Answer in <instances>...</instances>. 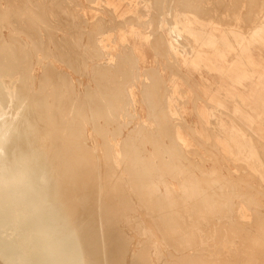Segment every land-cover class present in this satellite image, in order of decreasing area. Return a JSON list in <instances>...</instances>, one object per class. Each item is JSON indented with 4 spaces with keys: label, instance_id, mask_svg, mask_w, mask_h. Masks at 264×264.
Returning <instances> with one entry per match:
<instances>
[{
    "label": "bare ground",
    "instance_id": "obj_1",
    "mask_svg": "<svg viewBox=\"0 0 264 264\" xmlns=\"http://www.w3.org/2000/svg\"><path fill=\"white\" fill-rule=\"evenodd\" d=\"M178 1L175 8L187 9L185 1L183 6ZM105 2L109 7L104 11L115 18L128 12L120 0ZM67 4L0 0V258L8 264H264V214L255 207L263 205L259 195L264 197L260 183L264 182V55L253 52L257 40L264 47L260 34L264 19L257 21L251 37L237 32L228 39L227 33L222 34L226 49L214 48L218 67L201 46L194 52L187 47L185 53L163 31L150 40L155 54L178 52V56L171 53L173 60L166 66H173L182 79L189 81L182 65L196 68L204 63L225 80L216 90L199 89L206 97L204 105L197 104L203 97L195 91L193 109L208 140L198 145L213 162L207 167V158L203 156L201 163L192 157L203 155L191 141L202 137L201 129L183 122L191 132L186 134L174 127V117L179 116L169 110L173 95L168 99L166 95L179 91L175 84L165 86L162 73L149 68L143 72L141 90L135 91L130 85L139 82V62L145 61L146 53L125 38L116 56L107 53L101 42V48L89 49L102 34L95 37L89 32L86 13L76 10L77 17ZM57 17L71 31L68 37L56 36L65 29ZM138 18L136 12L128 15L131 22ZM170 24L171 36H182V44L189 45L186 39L192 42L191 35H203L189 22ZM85 34L88 45L82 39ZM233 46L239 52L229 61ZM82 51L89 52L90 60L111 61L90 67L94 85L75 80L58 65L65 63L79 74L74 59L86 55ZM5 76L10 78L7 83L2 80ZM136 108L145 110L147 118ZM221 157H233L242 172L225 175ZM251 225L254 231L248 228Z\"/></svg>",
    "mask_w": 264,
    "mask_h": 264
},
{
    "label": "rangeland",
    "instance_id": "obj_2",
    "mask_svg": "<svg viewBox=\"0 0 264 264\" xmlns=\"http://www.w3.org/2000/svg\"><path fill=\"white\" fill-rule=\"evenodd\" d=\"M35 1V0H34ZM43 1V0H42ZM60 1V2H59ZM55 0V2L57 3H60V4H63V5H65L66 6V4L67 5H69V7H70V9H71V7H72V9H75V11L77 10L78 11V13L81 11V13H86V18H87V20H88V22L89 23H86V24H90L89 25V28L88 27H86L85 26V28H87L88 29V31L89 32H92L93 34L95 33V37H96V35H98L99 33H101L102 35L100 36V34H99V36L98 37H96L95 39H96V42H97V40L98 39H100V37H101V39L100 40H98V43H92V46L91 47H89V49H96V47L97 48H101V46H103L102 48L103 49H106V51H107V53H110V54H113V56H116V54H118V53H120V52H122V38H125L126 39V41L127 42H129L130 44H132V45H134L136 48H138V49H140V51L141 50H143L146 54V59H145V61L144 62H139V64H140V69H141V71H140V74H139V79L140 80H138L139 82H137L136 83V85H133V84H131L130 85V87L131 88H133L135 91H140L141 90V85H142V77L144 76V70L145 69H149V68H156L157 70H159L161 73H162V76H163V78L165 79V86H167V87H169V86H171V85H173V84H175V86L177 87V89L179 90L177 93H175V94H172V93H168L166 96H167V99H168V97H169V94H171V95H173L175 98H173V96L171 97V99H168L169 100V102H170V105H171V107H170V112L173 114V116H177V114H178V116L179 117H174V122L176 123V126H174V127H176L175 129H177V130H179L180 132H183V133H186V134H191V132H190V130H189V128H187V126H184V125H190V126H195V127H198V128H200L201 129V135H202V137L201 138H198L197 137V141H195L193 138H191V141H192V146L193 147H196L198 150H199V152L201 153V154H203L202 156H198V155H194V156H192L195 160H197L198 162H199V160H200V162L203 160V162H204V158H203V156L205 157V159L207 158L208 160L205 162V165L207 166V167H211L212 165H213V162H212V157H211V155L210 154H208L207 152H206V149L205 148H203V147H200L199 145H198V142L200 143H203V139L206 141V142H208V140L206 139L207 138V136H206V132H204V130H202V127H201V125H200V120H199V117H198V115H197V112H196V109H195V107H194V109H193V106H194V104H195V102H194V98H195V95H196V92H197V94H199L201 97H203L202 99H200L199 101H198V105H204L205 104V101H206V97H205V94L204 95H202L201 93H200V90L202 91V90H205V88L206 89H211V90H216V88H217V86L219 87V84H220V82H222V81H224V84H225V80L223 79V77L222 76H220L218 73H217V70H215V69H208L205 65H204V63H202V64H199V65H197L196 66V68L195 67H193L191 64H184V65H182L181 67H180V69L182 70V72L183 73H185L188 77H189V81H186V80H184V79H182V77H181V75H175V72H174V70H173V66H172V69L170 68V67H167L166 66V64L168 65V60L169 61H172L173 60V55H179L178 54V52L177 51H170L165 57H164V54H161V53H159V52H156V54H155V48H154V45H153V43L152 42H154V39L156 38V36H157V34L159 33V31H163L164 32V34H165V36L168 38V40L169 41H171L177 48H180V49H182L183 51H185V53H187V47H189V48H191L192 49V51L194 52L198 47H202L204 50H205V52L206 53H204V55H206V57H209V58H211L212 59V62H211V64H213V65H216V67H218L219 66V63H220V61H219V59H218V57H216V54H217V52L215 51V47L216 46H219L220 48H222V49H226L225 48V46L222 44V36H224V35H222V34H228L229 35V38L228 39H233L232 38V34H235V33H237V32H240V33H243L244 35H246V36H250L251 37V35L253 34V31H254V28L256 27V25L258 26V24L264 19V0H200V1H198V0H177L178 2H181L182 3V6H183V4L185 3V7H187V9H189L190 11H192V12H189V11H187V9L186 8H184V10H179L178 8H175L174 6L176 5V0H120V3H121V5L123 6V8H126L127 10H128V12H126L124 15H118V17L117 18H115L113 15H111V13H108V12H106V11H104L106 8V6L107 7H109L108 6V4L105 2V0H95L94 1V3L92 2V1H88V0H79L80 2H82V4L84 5L83 7H81L78 3H79V1H77V0ZM61 1H62V3H61ZM70 1H73L74 2V4H76V7H77V9L75 8V6H74V4H73V2H70ZM77 1V2H76ZM88 3H87V2ZM152 1V2H151ZM174 1V2H173ZM185 1V2H184ZM189 1V2H188ZM194 1H196V3L194 2ZM232 1V2H231ZM76 2V3H75ZM83 2H85V3H83ZM91 4H90V3ZM127 2V3H126ZM129 2V3H128ZM161 2V3H160ZM163 2V3H162ZM184 2V3H183ZM242 2V3H241ZM250 2V3H249ZM161 4V6H162V9L160 8L161 6H160V4ZM172 3H173V5H172ZM199 3V4H198ZM215 3V4H214ZM34 5H37V4H35V3H33ZM71 4H73V5H71ZM93 4V5H92ZM150 4H152V5H150ZM167 4V5H166ZM191 4V5H190ZM204 4V5H203ZM232 4H233V6H232ZM251 4V5H250ZM87 5V6H86ZM93 7H92V6ZM170 5H171V7H170ZM262 5V6H261ZM78 6H80V7H78ZM96 6V7H95ZM101 6V7H100ZM105 6V7H104ZM189 6V7H188ZM203 6V7H202ZM206 6H208V7H205ZM214 6V7H213ZM232 6V7H231ZM237 6H238V9H237ZM67 7V6H66ZM95 7V8H94ZM104 7V8H103ZM154 9H153V8ZM168 7V8H167ZM170 7V8H169ZM192 7H194V8H192ZM215 7H218V8H215ZM222 7H224L226 10H224V8H222ZM240 7H242V8H240ZM253 7H255V8H253ZM257 7V8H256ZM260 7V8H259ZM79 8H81L80 10H78ZM87 8V9H86ZM97 8V9H96ZM101 8H103V10H100ZM141 9L142 8V10H141V12L139 11H137V9ZM175 8V9H174ZM195 8H196V10H195ZM232 8H233V10H232ZM235 8V9H234ZM252 8V9H251ZM259 8V9H258ZM263 8V9H262ZM144 9H146V10H144ZM149 9V10H148ZM151 9H153V10H151ZM160 9V10H159ZM169 9H171V12L170 11H168ZM202 9V10H201ZM205 9H207L206 11H205ZM211 9V10H210ZM213 9V10H212ZM229 9V10H228ZM246 9V10H245ZM69 10V9H68ZM97 10H99V11H97ZM162 10V11H161ZM217 10V11H216ZM239 12H238V11ZM259 10V11H258ZM261 10V11H260ZM77 11H76V16L77 17H79V15L77 14ZM145 11V12H144ZM148 11V12H147ZM154 11H157V12H154ZM161 11V12H160ZM197 11V12H196ZM201 11V12H200ZM212 11V12H211ZM246 11V12H245ZM251 11H253V12H251ZM28 12V11H27ZM131 12H136V13H138L139 14V18L137 19V20H135V21H133V22H131V21H129V19H128V15L131 13ZM151 14H150V13ZM160 12V13H159ZM163 12V13H162ZM182 12V13H181ZM197 14H195V13ZM204 14H203V13ZM209 12V13H208ZM214 12V13H213ZM222 12V13H221ZM234 12V13H233ZM242 12H244V13H242ZM255 12H258L257 14L255 13ZM46 13H47V15H48V12L46 11ZM142 13V14H141ZM157 13H159V15L157 14ZM28 14H30V13H28ZM51 15H52V13H50ZM100 14H101V16H100ZM147 14H150L149 16H150V19L148 20V18H149V16L147 15ZM171 14V15H170ZM212 14V15H211ZM217 14L219 15V19H217L218 18V16H217ZM221 14V15H220ZM234 14H236V15H234ZM243 14V15H242ZM247 16H246V15ZM97 15H99V16H97ZM104 16V18H103V16ZM111 15V16H110ZM145 15V16H144ZM154 15H156V16H154ZM208 15V16H207ZM215 16V18H214V20H212V17H209V16ZM234 15V16H233ZM245 15V16H244ZM254 15H256V17L254 16ZM54 16V15H53ZM113 16V17H112ZM125 16H127V17H125ZM172 18H171V17ZM199 16V17H198ZM204 16V17H203ZM222 16V17H221ZM236 16V18L233 20V18ZM241 16H243V18L241 17ZM251 16V17H250ZM109 17V18H108ZM113 19H112V18ZM158 17H160V18H158ZM166 17H167V19H166ZM171 19H170V18ZM206 17V20L205 19H203V18H205ZM207 17H208V19L209 20H207ZM233 17V18H232ZM241 17V18H240ZM253 17H255V18H253ZM258 17V18H257ZM12 18H14V17H12ZM55 18V17H54ZM103 20H102V19ZM120 18V19H119ZM154 18V19H153ZM168 18H169V20H168ZM202 18V19H201ZM225 18H226V20H225ZM246 18V19H245ZM95 19V20H94ZM99 19H101L105 24H102V21L101 20H99ZM146 19L148 20V21H146ZM157 19V20H156ZM159 19V20H158ZM224 19V20H223ZM243 19H245V20H243ZM251 19H252V21H253V23L251 22ZM262 19V20H261ZM13 21H14V23H16L17 21L19 22V20H16L15 18L14 19H12ZM90 20V21H89ZM113 20V21H112ZM123 22H122V21ZM142 20H143V22H142ZM151 20V21H150ZM171 20V21H170ZM216 20V21H215ZM56 21L58 22V23H60L59 24V26H61L62 27V25H61V21H58V17H57V19H56ZM110 21V22H109ZM118 21H120V22H122V23H119ZM218 21H220V22H218ZM226 21V22H225ZM231 21V22H230ZM232 21H234V22H232ZM259 23H258V22ZM112 22V23H111ZM116 22V23H115ZM136 22V23H135ZM139 22V23H138ZM146 22H148V23H150V24H148V23H146ZM151 22H152V24H151ZM157 22V23H156ZM170 22L171 23H173V24H170ZM187 23V22H189L190 23V25H191V28H192V30L193 31H199L200 33H202L203 35H201V36H199V35H191V38L193 39V41L191 42H189L187 39H186V42H188V44L189 45H185V44H182L181 42H180V39L182 38V36H177L175 33H173V36H171V34H170V29H169V24L171 25V26H175L176 27V25H182L181 23ZM213 22V23H212ZM217 22V23H216ZM221 22H222V24H221ZM223 22H225L226 24H228L227 26H226V24L225 23H223ZM228 22V23H227ZM93 23V24H92ZM99 23H101V24H99L100 25V27H99V25L98 24ZM115 23V24H114ZM119 23V24H118ZM239 23L241 24V25H239ZM251 23V24H250ZM86 24H84V25H86ZM111 24H113V25H111ZM118 24V25H117ZM141 26H140V25ZM145 24V25H144ZM146 24H147V26H146ZM249 24V25H248ZM91 25H93V26H91ZM95 25V26H94ZM116 26V29L114 28L115 26ZM120 25V26H119ZM144 25V26H143ZM230 25V26H229ZM237 25H239V26H237ZM246 25V26H245ZM248 25V26H247ZM252 25V26H251ZM109 26V27H108ZM113 26V27H112ZM125 26V27H124ZM158 26V32H157V30H156V27ZM251 26V27H250ZM65 29H62V30H60V32H58L57 33V30H56V33H57V37L58 38H62V36L64 35L65 37L67 36H69V33L71 32V31H68V29L66 28V26H63ZM62 27V28H63ZM95 27H97V28H95ZM242 27H244L243 29H242ZM247 28V30H246V28ZM94 28H95V30H94ZM109 28H110V30H109ZM113 28V29H112ZM151 28V29H150ZM44 29V28H43ZM42 29V33H43V37L46 35V36H48L46 33L44 34V32H45V29L43 30ZM106 29H107V31H106ZM112 29V30H111ZM120 29V30H119ZM142 29V30H141ZM151 31H150V30ZM155 29V30H154ZM65 30V31H64ZM234 30H235V32H234ZM245 32H244V31ZM62 31V32H61ZM66 31H68L67 33H66ZM179 32H183V33H185V32H189V30H186V29H179L178 30ZM264 30H262L261 32H260V34H261V36H264V32H263ZM3 32L5 33V36H7L8 37V31H7V29H4L3 30ZM27 32H29V29L27 28ZM99 32V33H98ZM151 33V34H150ZM156 33V34H155ZM154 34V35H153ZM175 35V36H174ZM46 36L44 37V39L46 38ZM63 36V37H64ZM85 36H87V34H85V35H83V37H82V39H83V41L85 40V43H87V45L90 43L89 42V37L87 38V37H85ZM154 36V37H153ZM24 38H27V37H24ZM151 38L153 39V40H151ZM174 38H177V39H179V41H176ZM187 38V37H186ZM114 39V40H113ZM113 40V41H112ZM152 42H151V41ZM215 41V42H211V44H213V45H211L210 44V42L209 41ZM45 41V40H44ZM88 41V42H87ZM203 41H205L204 43H203ZM254 41V40H253ZM101 42V43H100ZM101 44V46L99 47V45ZM106 43H107V45H106ZM96 44V45H95ZM153 45V48H152V45ZM257 44V45H256ZM33 48H35V46H33ZM110 51V52H109ZM87 52V53H86ZM86 52H84V51H82V53H84V54H86V55H82V54H80V55H82L81 56V61H80V59H79V57H80V55H75V66H77V68L79 69V74H78V72H75V71H73V69L72 68H68V66L65 64V63H63V64H59L58 63V65L61 67V68H63V69H67L68 71H70L71 72V74H72V76L75 78V80L76 79H79L80 78V80H81V83H83L84 85L86 84V83H89V81L91 82L90 84H93L94 85V83H92V81H91V77H92V71H91V66L94 64V63H97L98 61H99V63H102V61L103 62H105V61H107V63L108 62H111L110 60H107V58L104 60V58H96V60L94 59V60H90L89 59V56L87 55V54H89V52L88 51H86ZM239 52V50L237 49V46H233V50L231 51V53H230V55L228 56V59H229V61H231L233 58H235V55L237 54ZM253 52L258 56V54L259 53H262L263 55H264V47H263V45H260V43H259V41L257 40V43L256 42H253ZM81 53V52H80ZM173 55H172V54ZM40 55V53L38 52V53H36V54H34V55ZM75 54V53H74ZM95 54L97 55V56H99L100 54L98 53V52H95ZM158 54V55H157ZM90 55V54H89ZM190 55V54H189ZM189 55H187V57L188 58H190L189 57ZM76 56H77V58H76ZM88 56V57H87ZM157 56V57H156ZM84 58V59H83ZM158 58V59H157ZM167 58V59H166ZM76 59L78 60V61H76ZM90 61H89V60ZM82 60H84L83 62H84V64L82 63ZM85 60H86V62H85ZM44 61H46V59H44ZM158 62H159V65H157L158 64ZM163 62V63H162ZM77 63V64H76ZM80 63H82L81 65H79ZM86 63H88V64H86ZM173 63V62H172ZM74 64V63H73ZM163 64H164V66H166V67H164V68H162L163 67ZM78 65H79V67H78ZM83 65V66H82ZM85 65V66H84ZM87 65V66H86ZM128 64L127 63H125L124 64V66L126 67ZM172 65V64H171ZM159 66V67H158ZM206 67V68H205ZM38 69L37 70H39V67H37ZM83 68H84V70H83ZM88 69V70H87ZM83 70V71H82ZM143 70V71H142ZM173 70V71H172ZM86 71V72H85ZM87 71L89 72V74L87 73ZM82 73H83V75H82ZM131 73H133V72H131ZM171 73V74H170ZM85 74H87V76L85 75ZM193 76H192V75ZM122 76H120L119 78H121ZM171 77V78H170ZM123 78V77H122ZM144 78V77H143ZM142 79V80H141ZM172 79V80H171ZM173 79H174V81H173ZM191 79H193V80H191ZM2 80L3 81H5L6 83L7 82H9V80H10V78L7 76H5L4 78H2ZM207 80L208 82H206L205 83V81ZM218 80V81H217ZM193 81V82H192ZM195 81V82H194ZM190 84H189V83ZM226 82H228V81H226ZM141 83V84H140ZM195 83V84H194ZM208 84H210V85H208ZM250 84V82H246L245 83V85L246 86H248ZM192 86V88H191V86ZM197 85V86H196ZM198 86H199V88H198ZM82 88L84 87V86H81ZM137 87V88H136ZM197 87V88H196ZM205 87V88H204ZM181 88V89H180ZM183 88V89H182ZM194 89V90H193ZM200 89V90H199ZM186 90V91H185ZM185 91V92H184ZM194 91V92H193ZM196 91V92H195ZM181 93V94H180ZM187 96H186V95ZM177 97H176V96ZM180 97V98H179ZM179 98V99H178ZM193 98V99H192ZM183 99V100H182ZM184 99H187V100H184ZM182 101V102H181ZM123 102V101H122ZM168 102V103H169ZM181 104H180V103ZM182 103H184V104H182ZM194 103V104H193ZM174 104H176V106L174 105ZM179 105H181V106H179ZM178 107H179V109H178ZM176 108H177V110H178V112L179 113H177V110H176ZM128 110H130L131 111V108H127V111ZM134 110V109H133ZM137 110V111H136ZM136 112L137 113H139L143 118H147V113H146V111L144 110V111H142L141 109H137L136 108ZM124 112H125V110H124ZM175 112V113H174ZM193 113V114H192ZM182 115V117L183 118H185V119H183V118H181V115ZM121 116V115H120ZM214 116V115H213ZM122 117V116H121ZM176 118V119H175ZM178 118V119H177ZM181 119H183V121L181 120ZM140 120V118L139 117H137V119H136V121H139ZM181 120V122H179ZM185 120V121H184ZM197 120V121H196ZM192 121V122H191ZM178 122V123H177ZM183 122H186V124L185 123H183ZM197 122V123H196ZM182 125H181V124ZM189 123V124H188ZM191 123V124H190ZM194 123V124H193ZM181 126H180V125ZM154 125V124H153ZM155 126V125H154ZM182 126H184V128H181ZM114 125L112 126V125H110L109 126V128L110 129H114ZM124 132L126 133L127 132V129H125L124 130ZM119 138V140H120V137H118ZM102 139H101V137L99 138V141L102 143V141H101ZM196 143V144H195ZM225 158V157H224ZM210 159V160H209ZM220 160L219 161H221V163H219V166L221 165V168L220 169H222V172L225 174V175H227L228 177H234V176H236L238 173H240V172H242V170H240L239 168H238V161L237 160H234V158L232 157V158H225V159H223V157H221V158H219ZM223 159V160H222ZM232 161H234V164L232 163ZM202 163V162H201ZM226 165H225V164ZM225 165V166H224ZM230 168V169H229ZM237 168H238V170H237ZM228 169L231 171V172H233V173H230L231 174V176H230V174H229V171H228ZM226 170V171H225ZM240 171V172H239ZM237 174H236V173ZM257 183L258 182H256V181H254V184H256L257 185ZM260 183H262L261 185L262 186H264V182H260ZM242 186V189L244 190V191H246V189L248 188L247 186H245V184H242L241 185ZM261 196V197H260ZM259 199H261V204H263V205H261V204H259V205H261V207L259 206V207H257L256 205H255V207H256V209L258 210V211H260L262 214H264V208H262V206H264V197L260 194L259 195ZM236 200H238V199H236ZM247 206V205H246ZM248 207V206H247ZM262 208V209H261ZM253 209V208H252ZM258 211L256 212V213H258ZM251 213H252V215L253 214H255V213H253L252 211H251ZM251 215V220L252 221H254V215L252 216ZM248 228L251 230V231H254V229H255V225L253 226V225H251L250 227L248 226ZM0 264H8V263H6V261L4 260V259H2V258H0Z\"/></svg>",
    "mask_w": 264,
    "mask_h": 264
},
{
    "label": "crops",
    "instance_id": "obj_3",
    "mask_svg": "<svg viewBox=\"0 0 264 264\" xmlns=\"http://www.w3.org/2000/svg\"><path fill=\"white\" fill-rule=\"evenodd\" d=\"M142 52H144L143 50H141ZM145 53V52H144ZM219 87H220V85H219ZM218 86H217V89L219 88Z\"/></svg>",
    "mask_w": 264,
    "mask_h": 264
}]
</instances>
